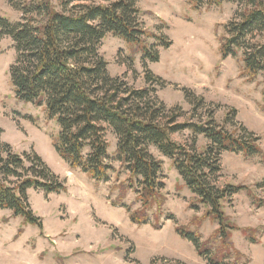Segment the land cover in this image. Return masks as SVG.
<instances>
[{
	"label": "trees",
	"instance_id": "1",
	"mask_svg": "<svg viewBox=\"0 0 264 264\" xmlns=\"http://www.w3.org/2000/svg\"><path fill=\"white\" fill-rule=\"evenodd\" d=\"M195 10L220 7L224 0H187ZM241 10L225 24L219 37L222 59L238 58L242 76L264 79V0H228ZM22 14V22L12 23L0 16V43L10 38L17 52L10 67L14 92L21 102L43 108L59 126L53 145L71 169L80 170L96 183L108 182L112 174L125 173L126 179L111 188L118 191L112 206L126 208L130 220L138 226L151 222L160 229L166 215L167 197L162 178L163 163L151 149L172 161L185 187L194 195L192 208L204 207L203 217L177 226L176 232L189 241L207 264H241L246 259L232 242L234 231L244 236L256 231L239 229L224 208L234 195L248 191L238 185H220L221 157L224 153L242 154L248 159L261 156L260 138L252 132L228 131L207 110L203 97L183 89L192 106L193 117L182 107L168 109L157 98V87L166 82L147 71L148 86L135 89L125 78L112 77L109 64L99 48L107 35L124 40L144 62L157 63L158 50L149 40L169 49L172 42L162 34L144 28L138 0H9ZM264 83V80H263ZM226 117V124L233 123ZM197 119L198 122H194ZM116 135L120 169L109 163L108 130ZM191 133L190 143L174 140L175 135ZM201 138L204 144L200 145ZM30 190L61 194L65 184L36 153L16 154L2 141L0 130V209L11 211L25 224L42 228L41 219L29 204ZM129 192L136 195L140 207L126 204ZM250 193V192H249ZM262 204V201H260ZM264 204V203H263ZM166 218L173 220L169 214ZM218 225L208 239L201 234L206 221ZM247 260L244 264H247Z\"/></svg>",
	"mask_w": 264,
	"mask_h": 264
},
{
	"label": "rangeland",
	"instance_id": "2",
	"mask_svg": "<svg viewBox=\"0 0 264 264\" xmlns=\"http://www.w3.org/2000/svg\"><path fill=\"white\" fill-rule=\"evenodd\" d=\"M58 5V0H52ZM140 18L145 29L167 37L172 46L165 49L149 40L160 55L157 63L144 62L124 40L107 35L99 54L109 64L112 77L125 78L135 89L148 86L146 72H152L166 82L157 87V98L168 109L182 107L185 122L193 117L192 106L183 89L203 97L207 110L213 112L220 125L232 132H252L260 138L261 156L248 159L242 154L224 153L221 157L220 185H240L248 188L225 203L224 211L239 229L256 231L232 234V242L247 260V264H264V83L263 76L248 81L242 76L238 58L222 59L219 37L223 27L235 19L241 10L238 3L224 0L220 7L195 10L187 0H138ZM0 16L12 23L22 22V14L9 0H0ZM17 52L10 38L0 43V130L2 141L13 151L38 154L51 171L65 184L61 194H46L30 190L29 204L41 219L42 228L24 223L11 211L0 209V264H207L195 247L176 232L177 226L203 217L206 210L192 208L194 195L185 187L172 161L156 149L151 153L162 161V178L167 197L166 215L160 229L131 222L126 208L112 206L118 191L111 188L126 179V174H112L108 182L96 183L87 174L74 170L59 156L53 138L59 134L58 124L49 119L43 108L18 100L10 79V67ZM235 111L232 122L226 117ZM198 122L197 119H193ZM174 140L186 144L191 133L175 135ZM109 143V163L121 168L117 160L118 139L112 130L106 133ZM204 144L201 138L200 145ZM250 192V193H249ZM262 201V204H260ZM126 204L133 210L140 207L136 195L129 192ZM204 239L211 237L218 225L206 220L201 226Z\"/></svg>",
	"mask_w": 264,
	"mask_h": 264
}]
</instances>
